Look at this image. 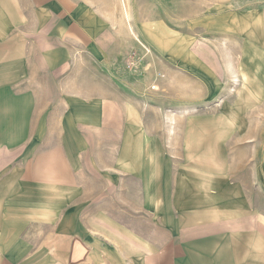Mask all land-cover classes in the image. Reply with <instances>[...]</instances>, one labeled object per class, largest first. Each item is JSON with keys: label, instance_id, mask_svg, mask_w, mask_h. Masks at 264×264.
Wrapping results in <instances>:
<instances>
[{"label": "crops", "instance_id": "obj_1", "mask_svg": "<svg viewBox=\"0 0 264 264\" xmlns=\"http://www.w3.org/2000/svg\"><path fill=\"white\" fill-rule=\"evenodd\" d=\"M115 35L87 0H0V264H264V129L258 207L176 188L111 76Z\"/></svg>", "mask_w": 264, "mask_h": 264}, {"label": "rangeland", "instance_id": "obj_2", "mask_svg": "<svg viewBox=\"0 0 264 264\" xmlns=\"http://www.w3.org/2000/svg\"><path fill=\"white\" fill-rule=\"evenodd\" d=\"M87 1L114 26L111 76L157 169L178 189L234 188L258 207L261 155L246 137L264 129V98L253 97L264 90V0Z\"/></svg>", "mask_w": 264, "mask_h": 264}, {"label": "built area", "instance_id": "obj_3", "mask_svg": "<svg viewBox=\"0 0 264 264\" xmlns=\"http://www.w3.org/2000/svg\"><path fill=\"white\" fill-rule=\"evenodd\" d=\"M137 62H138V58H137L136 54H132L130 56V61H129V64H128V69H130V70L135 69L137 67L136 66Z\"/></svg>", "mask_w": 264, "mask_h": 264}]
</instances>
